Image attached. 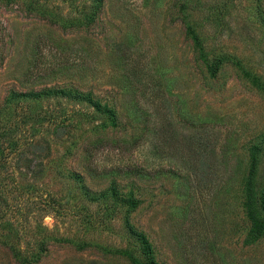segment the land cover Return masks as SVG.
Masks as SVG:
<instances>
[{
  "label": "rangeland",
  "instance_id": "374dc122",
  "mask_svg": "<svg viewBox=\"0 0 264 264\" xmlns=\"http://www.w3.org/2000/svg\"><path fill=\"white\" fill-rule=\"evenodd\" d=\"M249 202L264 0H0V264H264Z\"/></svg>",
  "mask_w": 264,
  "mask_h": 264
},
{
  "label": "trees",
  "instance_id": "16d2710c",
  "mask_svg": "<svg viewBox=\"0 0 264 264\" xmlns=\"http://www.w3.org/2000/svg\"><path fill=\"white\" fill-rule=\"evenodd\" d=\"M190 35L191 37L193 38V40L195 41V43H197V45H199V41H198V37L196 36V34H194V32H190ZM122 47H123V44H121ZM121 45H118V48L119 50H121ZM125 51V49H124ZM248 199L250 200V194H249V197ZM249 211H250V215L252 217V220H253V225H254V228H255V231L258 232V231H261L262 229H264V220L259 218L256 213L253 212V209L251 207V203L249 202ZM143 244H144V248L147 252H150V246L148 244V242L146 240H143Z\"/></svg>",
  "mask_w": 264,
  "mask_h": 264
}]
</instances>
